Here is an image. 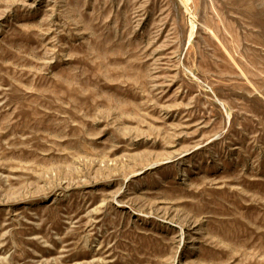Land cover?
Listing matches in <instances>:
<instances>
[{
    "label": "rangeland",
    "instance_id": "374dc122",
    "mask_svg": "<svg viewBox=\"0 0 264 264\" xmlns=\"http://www.w3.org/2000/svg\"><path fill=\"white\" fill-rule=\"evenodd\" d=\"M0 264H264V0H0Z\"/></svg>",
    "mask_w": 264,
    "mask_h": 264
}]
</instances>
